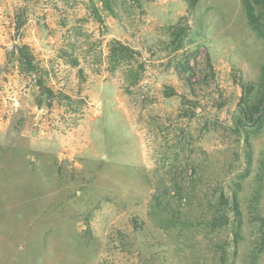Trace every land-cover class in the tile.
I'll return each mask as SVG.
<instances>
[{
  "label": "rangeland",
  "instance_id": "374dc122",
  "mask_svg": "<svg viewBox=\"0 0 264 264\" xmlns=\"http://www.w3.org/2000/svg\"><path fill=\"white\" fill-rule=\"evenodd\" d=\"M96 1L0 0V264H264V124L234 130L264 41L241 1L115 0L113 15ZM112 39L138 53L112 68ZM224 186L241 211L235 246V227L208 226ZM163 187L183 234L154 212Z\"/></svg>",
  "mask_w": 264,
  "mask_h": 264
},
{
  "label": "trees",
  "instance_id": "16d2710c",
  "mask_svg": "<svg viewBox=\"0 0 264 264\" xmlns=\"http://www.w3.org/2000/svg\"><path fill=\"white\" fill-rule=\"evenodd\" d=\"M240 1L245 11L249 26L257 34V36L264 41V0ZM96 2L100 3L101 8L105 12L110 15L114 14L113 7L115 6V0H97ZM196 2L197 0H190V6H193ZM90 8L97 20L101 21L99 9L95 2L91 3ZM19 26L20 21L16 24V28ZM187 30L188 27L187 24L183 22V18H179L173 24L168 25L166 28V34L168 35V41L166 43L167 48L171 51L181 49L183 47L184 38H186L187 35ZM14 50L17 53L16 58L21 70L37 76L35 82L40 90V94L45 97L47 104L50 105V101L56 97V93L52 88L44 85L41 76L43 69L36 61L33 53L25 44L16 46ZM137 53V51L122 43L120 40L112 39L109 42L108 62L112 68H115L116 66L128 61L129 58H132ZM70 62L73 65L77 64L76 59H71ZM185 68H189L187 62L185 63ZM243 87V94L241 95L237 109L238 115L234 118V130L237 133L242 134L244 139H246L249 133L259 131L264 124V64L261 66L259 80L255 84L250 83L249 85ZM170 92L168 95L171 94ZM64 98L70 100V97L66 95ZM180 195L181 193H177L179 198ZM174 199H177V197L170 194V189L164 187L161 188L158 190V193L154 195L153 202L157 207V209H154V212H157V215L166 212L170 214V216L164 217L162 224H166L168 226L172 223L176 226L177 232L179 234H183V231L187 230L190 221L185 220V217L181 216L177 211L174 212L171 210ZM229 224L235 227L233 235V246H235L240 236L238 230L241 228V211L239 209L236 194L228 192L224 186L218 194L216 203L212 206V219L208 226L212 229H217L228 226ZM223 246L224 244L219 245L221 248H224ZM263 246L264 231L261 230L258 250H260ZM223 259V256H221L222 262L224 261Z\"/></svg>",
  "mask_w": 264,
  "mask_h": 264
}]
</instances>
